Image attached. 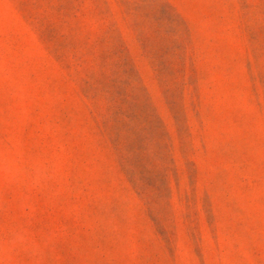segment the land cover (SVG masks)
Instances as JSON below:
<instances>
[{
    "label": "rangeland",
    "instance_id": "rangeland-1",
    "mask_svg": "<svg viewBox=\"0 0 264 264\" xmlns=\"http://www.w3.org/2000/svg\"><path fill=\"white\" fill-rule=\"evenodd\" d=\"M0 264H264V0H0Z\"/></svg>",
    "mask_w": 264,
    "mask_h": 264
}]
</instances>
